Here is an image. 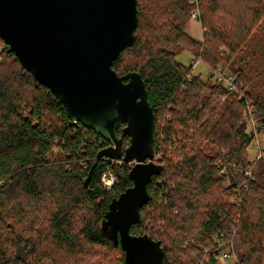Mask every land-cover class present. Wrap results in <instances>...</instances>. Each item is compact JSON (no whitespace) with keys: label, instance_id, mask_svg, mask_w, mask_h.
<instances>
[{"label":"trees","instance_id":"1","mask_svg":"<svg viewBox=\"0 0 264 264\" xmlns=\"http://www.w3.org/2000/svg\"><path fill=\"white\" fill-rule=\"evenodd\" d=\"M191 1L136 0L135 44L112 66L140 75L154 115L159 172L130 234L157 243L162 264H217L214 236L231 243L234 264H264V146L250 162L244 101L264 136V0H196L201 43L186 33ZM0 48V264H123L101 223L132 186L130 168L98 158L108 143L70 121ZM183 50L211 76L231 75L233 89L189 77L191 66L175 58ZM107 171L118 179L110 190L100 182Z\"/></svg>","mask_w":264,"mask_h":264},{"label":"water","instance_id":"2","mask_svg":"<svg viewBox=\"0 0 264 264\" xmlns=\"http://www.w3.org/2000/svg\"><path fill=\"white\" fill-rule=\"evenodd\" d=\"M136 0H0V40L25 72L108 146L97 153L123 163L132 186L111 200L101 230L124 253L123 264H162L158 244L130 229L149 200L154 164V115L140 75L112 69L135 44ZM128 145L122 149V139ZM86 186V183H85Z\"/></svg>","mask_w":264,"mask_h":264},{"label":"rangeland","instance_id":"3","mask_svg":"<svg viewBox=\"0 0 264 264\" xmlns=\"http://www.w3.org/2000/svg\"><path fill=\"white\" fill-rule=\"evenodd\" d=\"M194 4V2H192ZM198 9L196 3L194 4V9L190 12V20L189 23L186 26V33L187 35L192 38L193 40L197 41V42H202L203 40V30L201 28V24H200V19H196L192 17V13L195 11V9ZM199 11V10H198ZM176 60L185 65V66H191V72H190V76H195V75H200V77L202 78L203 81L205 80H210L211 83H215L216 79H215V75L211 76L213 74H211L208 70V68L206 67V65L201 61L200 58H195L190 54V52L183 50L178 52L175 55ZM221 74L219 71H217L215 74ZM217 82V81H216ZM223 101V100H222ZM250 105V103H249ZM250 109H253L254 111V107H250ZM248 114V112H247ZM248 117V116H247ZM253 117L257 120L256 116H255V112H253ZM247 129L248 131H252V124L249 120V117L247 118ZM252 135V133H251ZM256 138L258 139L259 143H260V147H261V151L258 149V147L256 146L257 144L254 142L253 136L251 138V141L247 147V155H248V159L250 162L256 161L258 160V155L262 154V150H263V146H264V136L261 134L260 130L259 133L256 135ZM256 144V145H255ZM230 167H234V165L232 163L228 164ZM250 170V169H249ZM224 171L221 170V173ZM236 201V202H235ZM228 202H230L231 204H235L236 203V207L238 206L239 200L235 199V197L232 198V200H228ZM236 262V259L234 258H218L217 264H234Z\"/></svg>","mask_w":264,"mask_h":264},{"label":"built area","instance_id":"4","mask_svg":"<svg viewBox=\"0 0 264 264\" xmlns=\"http://www.w3.org/2000/svg\"><path fill=\"white\" fill-rule=\"evenodd\" d=\"M191 2L196 3V0H192ZM192 17L199 19V11L196 8L195 11L192 13ZM1 51V48H0ZM215 79L217 82H223V84L229 89L232 90L233 89V80H232V76L229 75L227 78H225L224 76H222L221 74H215ZM244 101L246 102L247 105V112H248V117L249 120L252 124V136L254 139V142L257 144H255L258 149L261 151V147H260V143L258 141V139L256 138V135L259 133V130L261 128V124H259V121L256 120L253 117V109H250L249 105V101L247 97H244ZM104 141V140H103ZM126 148V147H125ZM124 149V148H122ZM261 157L260 154L258 155V158ZM106 161H110L113 163H117L118 165H127L129 168L133 165V163H123L122 161H115V160H111L108 158H103ZM244 175L246 176H250V172L249 171H245ZM101 185L105 190H110L115 184H117L118 179L117 176L112 173L111 171H107L105 173H103V175L101 176L100 179ZM232 196L230 197V199L232 200ZM215 242H216V250L219 252V257L221 258H234L231 254V250H232V245L231 243H229L228 241H225L217 236L213 237Z\"/></svg>","mask_w":264,"mask_h":264}]
</instances>
